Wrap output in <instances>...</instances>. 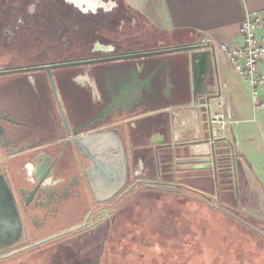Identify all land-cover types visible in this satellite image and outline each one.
Masks as SVG:
<instances>
[{
  "label": "flooded vegetation",
  "instance_id": "flooded-vegetation-1",
  "mask_svg": "<svg viewBox=\"0 0 264 264\" xmlns=\"http://www.w3.org/2000/svg\"><path fill=\"white\" fill-rule=\"evenodd\" d=\"M132 12L126 0H0V75L11 74L0 76V172L21 222L16 240H0V261L30 250L51 255L61 249L66 264H90L84 249H95L91 246L97 234L104 236L101 250L107 241H115L116 232L127 234L133 216L127 209L141 195L200 194L211 201L206 192L191 186L194 176L187 167L192 163L182 161L179 154L173 158L172 148L167 155L176 159L179 181L160 180L158 174L131 175L123 133L134 135V131L127 121L113 125L114 120L145 109L170 88L187 84L188 62L178 55L180 51L154 56L147 52L192 44L174 36L161 45L133 38ZM150 59L156 60V66L147 70ZM176 67L180 75L174 78ZM155 68L163 72V80L151 78L148 83ZM132 89L141 95L120 100L122 90ZM115 128L126 158V179L113 197L98 201L86 172L93 167L92 160L74 145L73 132L93 135ZM220 141L217 137L214 144ZM96 148L88 151L98 159ZM233 156L221 149L213 175L223 184L228 180L234 189ZM257 233L263 245L255 252L261 256L259 264H264V234ZM93 263L100 264L98 259Z\"/></svg>",
  "mask_w": 264,
  "mask_h": 264
},
{
  "label": "crops",
  "instance_id": "crops-1",
  "mask_svg": "<svg viewBox=\"0 0 264 264\" xmlns=\"http://www.w3.org/2000/svg\"><path fill=\"white\" fill-rule=\"evenodd\" d=\"M126 1L144 20L147 29L173 34L185 43L201 41L208 45L206 49L212 52L215 66L212 79L206 76L198 82L189 60L187 84L170 88L163 98L146 104L149 106L145 109L132 110L122 119L114 120L113 125L127 121L128 129L134 131V135L126 130L123 133L132 177L158 174L160 180L179 181V174L174 171L176 159L173 160L179 154L182 161L192 163L187 167L194 176L191 186L201 188L208 181L217 184L210 163L202 162V159L211 156L213 147L227 149L231 157L234 155L231 175L236 186L230 188L225 180V188L232 193L236 191L234 197L239 202L243 203L245 198L249 201L248 218L264 222V109L255 107L249 83L218 49L223 43L233 46L242 43L240 23L246 14L263 10L264 0ZM179 75L180 70L176 67L174 78ZM217 95L220 96L209 101L210 113L224 114L227 123L221 141L215 145L217 137L208 124L205 105L206 98ZM260 98H264V88ZM187 144L189 152L184 150ZM166 145H171L175 151L173 158L167 155ZM173 195L190 197L179 193ZM256 249L248 251L243 246L238 264L261 263Z\"/></svg>",
  "mask_w": 264,
  "mask_h": 264
},
{
  "label": "rangeland",
  "instance_id": "rangeland-1",
  "mask_svg": "<svg viewBox=\"0 0 264 264\" xmlns=\"http://www.w3.org/2000/svg\"><path fill=\"white\" fill-rule=\"evenodd\" d=\"M132 22L133 38H144L161 45L175 37L147 29L144 20L134 11ZM178 55L189 62L192 54L180 51ZM0 76L6 78L11 74ZM210 76L208 74V78ZM218 181L217 184L208 181L204 187H197L208 194L210 202L200 194H194V197L141 195L127 209L133 215L127 227L128 233L113 234L115 241H107L103 250L104 236L97 234L98 238L91 246H95V249L85 248V256L90 258V264L97 259L100 264H238L243 246L252 251L263 245L257 232L264 234V226L254 224L248 218L249 201L246 198L243 203L239 202L234 197L236 191L232 193L223 182ZM71 206L69 211L72 210ZM79 215H74L70 220L79 218ZM37 251L40 250L25 251L0 261V264L67 262L61 249L51 255Z\"/></svg>",
  "mask_w": 264,
  "mask_h": 264
},
{
  "label": "water",
  "instance_id": "water-1",
  "mask_svg": "<svg viewBox=\"0 0 264 264\" xmlns=\"http://www.w3.org/2000/svg\"><path fill=\"white\" fill-rule=\"evenodd\" d=\"M207 46L208 45L203 44L202 42H196L190 45H182L174 49L147 52L145 55L154 56L165 52L191 50L193 53L191 55L190 62L193 64V70L196 73L197 81L202 82L204 77H208V74L211 75L210 79H212V72L215 67L211 59L212 52L206 49ZM145 66L147 70H150L153 66H156V60H148ZM209 71H211V73H209ZM148 77V83V80L151 78H154L157 82L161 83L164 74L155 68L149 73ZM136 95L140 96L141 93L136 92L133 89L129 92L122 90L120 100L129 99L131 101ZM219 96L220 95L206 98L205 107L207 117L210 113V99L218 98ZM58 109L61 116H63L60 105H58ZM118 134V128L104 130L93 135H77L76 132H73L74 138L72 139V142L74 145L78 149L82 150V152L92 160L93 167L88 168L86 172L89 180L91 181V189L98 201L110 199L123 187L125 183L126 158ZM184 147L185 151H190L189 144L184 145ZM92 148H96L95 156L98 159H95L93 155L89 153L88 150ZM171 148V145H167L166 147V149L169 150H171ZM220 150L221 149L213 147L211 156L205 157L202 159V162H209L211 168L214 170L215 158ZM94 165L96 169H94ZM34 175H37V172H34ZM209 200L211 199L209 198ZM20 232L21 222L12 199L11 191L8 187L6 179L0 172V240H16ZM44 241L46 240L26 245L3 255L1 258H8L14 254L30 249L31 247H34Z\"/></svg>",
  "mask_w": 264,
  "mask_h": 264
},
{
  "label": "built area",
  "instance_id": "built-area-1",
  "mask_svg": "<svg viewBox=\"0 0 264 264\" xmlns=\"http://www.w3.org/2000/svg\"><path fill=\"white\" fill-rule=\"evenodd\" d=\"M239 33L242 38L240 45L223 43L218 45V49L249 83L255 107L264 109V98H260L264 88V9L246 14L240 23ZM208 122L213 135L221 137L227 123L224 114L209 113Z\"/></svg>",
  "mask_w": 264,
  "mask_h": 264
},
{
  "label": "trees",
  "instance_id": "trees-1",
  "mask_svg": "<svg viewBox=\"0 0 264 264\" xmlns=\"http://www.w3.org/2000/svg\"><path fill=\"white\" fill-rule=\"evenodd\" d=\"M201 42V41H200Z\"/></svg>",
  "mask_w": 264,
  "mask_h": 264
}]
</instances>
